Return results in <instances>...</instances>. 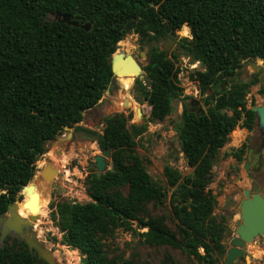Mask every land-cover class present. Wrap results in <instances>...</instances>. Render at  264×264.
Listing matches in <instances>:
<instances>
[{
  "label": "trees",
  "instance_id": "1",
  "mask_svg": "<svg viewBox=\"0 0 264 264\" xmlns=\"http://www.w3.org/2000/svg\"><path fill=\"white\" fill-rule=\"evenodd\" d=\"M65 16L78 26L59 20ZM85 24L88 31L80 27ZM185 28L190 40L182 39L179 47L203 68L191 77L206 109L198 107L196 115L182 107L176 133L192 171L182 175L164 166L168 196L137 155L136 138L148 123L163 122L172 101L182 95L178 51L168 55L158 44ZM129 33L149 46L144 82L136 86L134 98L149 107L147 121L128 125L130 118L116 113L104 118L101 134H93L77 124L108 89L110 57ZM243 56L264 60V0H0V216L22 201V188L33 178L46 144L64 127L73 128L92 134L101 151L110 150V168L86 176L89 202L50 205L60 234L53 242L77 250L80 264H131L109 244L116 231H131L148 246L178 250L197 264H219L228 226L213 215L216 198L208 186L231 132L237 127L251 131L255 123L245 96L258 80L236 77ZM245 148L242 144L223 157L241 161ZM167 200L170 222L148 210ZM0 264L46 263L24 242L6 237Z\"/></svg>",
  "mask_w": 264,
  "mask_h": 264
},
{
  "label": "rangeland",
  "instance_id": "2",
  "mask_svg": "<svg viewBox=\"0 0 264 264\" xmlns=\"http://www.w3.org/2000/svg\"><path fill=\"white\" fill-rule=\"evenodd\" d=\"M53 19H55L54 16L48 17V20ZM175 35L177 37L171 51L179 46L182 39L190 40L188 28H185L181 34L177 30ZM164 42H159L158 46L161 47ZM119 43L123 44L120 46ZM148 49L149 46L141 44L137 35L129 33L116 44L114 53L129 54L144 66L147 62ZM140 51L145 54V57H140ZM171 51L168 52V55ZM181 53L182 50H179L176 63L179 68V77L177 78L178 85L182 89L181 97L172 101V112L163 122L148 123L145 133L136 138L135 151L137 155L142 159L152 180L164 188L168 196L171 190L163 176L164 166L169 165L182 175H189L192 171L180 152L176 133L182 107L183 105L191 107V101L195 100L197 107L206 109L203 102L204 96L200 95L198 86L191 77V74H195L196 71L200 72L203 68L198 62L191 61ZM249 62L256 63L258 66H261L262 63L258 59L242 60L240 67L236 70V77L239 80L248 81L255 76L258 80L255 85L249 88L245 96V105L251 109L264 104V67L254 73L248 66ZM192 65L196 66L191 67ZM131 75V78L123 79L121 76L114 78L99 103L83 114V120L77 126L87 129L93 134H101L104 128V118L116 113H123L125 117L130 118L128 125L146 123L149 107L146 103L139 104L134 99L135 88L139 83L144 82L145 75L144 73L137 77ZM223 82V87H225L227 83ZM137 110L141 111L140 118L136 114ZM95 140L92 134L75 131L73 128L64 130L62 135L46 144V153L36 162L37 169H35L34 176H37L44 163L48 161L54 164L58 170L49 186L43 188L41 185L38 187L39 184H35L33 189V192L38 196L35 212L37 218L34 220L33 232L42 245L51 252L56 264H80V255L77 250L53 242V238L57 241L60 240V234L51 220L50 205L59 201L80 204L90 201L85 193L84 181L86 176L95 170V157L101 155L102 152ZM242 144H245L246 148L241 156V161L233 157H223L225 153L240 148ZM49 155L56 157V160L50 161ZM57 161L61 162V166L58 167ZM245 164H249L247 169ZM258 165L262 167L259 173ZM109 168L108 165L107 169ZM32 182L34 183V179ZM208 189L216 198L213 215L217 218H224L228 226L223 244L225 247H229L228 241L234 234L236 222L239 220L238 204L242 199L243 190L249 189L251 193H259L264 197V141L262 131L258 128L256 121L251 131L237 127L231 132L228 141L214 161ZM44 192H46V197L39 198ZM22 197V201L18 202V214L21 217H26L28 211L23 209L21 203L25 197L27 199L28 197L26 194H22ZM148 210L153 215H164L167 222L171 221L168 200L165 206L157 208L149 206ZM169 226L173 227L172 222ZM109 244L118 254V258H121L122 261L128 260L131 264H197L195 260L187 258L178 250L169 247L148 246L143 243V239L139 235L131 231H116L114 237L109 240ZM244 257L246 261L236 260L232 264H264V235L245 246ZM219 264H224V255L220 258Z\"/></svg>",
  "mask_w": 264,
  "mask_h": 264
},
{
  "label": "water",
  "instance_id": "3",
  "mask_svg": "<svg viewBox=\"0 0 264 264\" xmlns=\"http://www.w3.org/2000/svg\"><path fill=\"white\" fill-rule=\"evenodd\" d=\"M60 21L68 22L73 26H78L76 22H70L69 16L59 18ZM85 31L89 30V24L80 26ZM177 37L170 35L166 38L164 44L160 47L162 52H170L174 44L173 39ZM179 50H182L179 48ZM140 57H145V54L140 51ZM243 59H247L243 56ZM109 64L111 67L112 78H120V73L132 72L135 77L140 76L143 72V65L138 63L134 57L129 54L114 53L111 55ZM248 66L254 73L258 72L264 67V60L261 66L256 63L249 62ZM128 77V76H124ZM224 85V82H221ZM195 100L191 101L190 112H194L196 115L199 113V109L196 106ZM251 110L255 115V121L259 129L262 131V139L264 141V104L256 107H252ZM84 114V113H83ZM138 118L141 116V111L136 112ZM71 128L64 127V130H70ZM69 138V137H67ZM66 138V139H67ZM110 158V150L105 149L101 152V155L95 157L94 168L96 174L99 175L107 170L108 160ZM37 169V164H35ZM58 170L51 164V162H45L39 174L33 176L31 181L22 188V194H26L28 199L21 203L24 210L28 211L26 217H21L18 214V202L11 204L6 213L0 216V248L4 246L6 237L16 238L19 242H24L29 252H35L37 257L44 261L46 264H56L53 260L51 252L42 245L37 236L33 232L34 220L37 215L38 196L33 192L34 187L41 185L45 188L52 182L55 174ZM34 179V183L32 180ZM36 184V185H35ZM46 192L42 193L39 198L44 199ZM239 220L236 222L234 234L229 239V247H225L224 252V264H232L236 260L246 261L244 257V248L247 244L253 242L255 239L264 235V197L259 193H251L249 189H244L242 193V199L238 204Z\"/></svg>",
  "mask_w": 264,
  "mask_h": 264
},
{
  "label": "bare ground",
  "instance_id": "4",
  "mask_svg": "<svg viewBox=\"0 0 264 264\" xmlns=\"http://www.w3.org/2000/svg\"><path fill=\"white\" fill-rule=\"evenodd\" d=\"M133 74L132 72H125V73H120L119 76H121V78L125 79V78H131ZM124 76H128V77H124ZM50 156V155H49ZM56 160V157L54 156H50V161L54 162ZM62 162H63V159H62ZM41 164V163H40ZM57 164H58V167L61 166V162H58L57 161ZM54 166V164H52ZM55 167V166H54ZM39 174V173H38ZM37 174V175H38ZM248 261V260H247Z\"/></svg>",
  "mask_w": 264,
  "mask_h": 264
},
{
  "label": "flooded vegetation",
  "instance_id": "5",
  "mask_svg": "<svg viewBox=\"0 0 264 264\" xmlns=\"http://www.w3.org/2000/svg\"><path fill=\"white\" fill-rule=\"evenodd\" d=\"M170 35H174V36H176L175 34H170ZM170 35L168 36V38L170 37ZM175 39H176V37L173 39V41H174V44H173V46L175 45ZM166 39H164L163 41H165ZM179 46L177 47V48H175V50H173V51H171V52H176V51H179ZM182 49V48H181ZM259 164H261V163H259ZM249 167V164H245V168L247 169ZM257 168V167H256ZM261 166L260 165H258V173L260 172V170H261Z\"/></svg>",
  "mask_w": 264,
  "mask_h": 264
},
{
  "label": "built area",
  "instance_id": "6",
  "mask_svg": "<svg viewBox=\"0 0 264 264\" xmlns=\"http://www.w3.org/2000/svg\"><path fill=\"white\" fill-rule=\"evenodd\" d=\"M195 66H196V65H194V66L192 65L191 67H195ZM176 67H178V66L176 65ZM180 71H181V69H180ZM177 77H179V74L177 75Z\"/></svg>",
  "mask_w": 264,
  "mask_h": 264
}]
</instances>
